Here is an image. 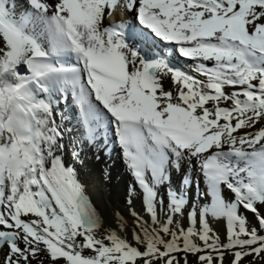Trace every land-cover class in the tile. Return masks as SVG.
Returning <instances> with one entry per match:
<instances>
[{"label":"snow or ice","instance_id":"obj_1","mask_svg":"<svg viewBox=\"0 0 264 264\" xmlns=\"http://www.w3.org/2000/svg\"><path fill=\"white\" fill-rule=\"evenodd\" d=\"M69 97L71 157L114 137L147 213L132 225L66 166ZM258 262L264 0H0V264Z\"/></svg>","mask_w":264,"mask_h":264},{"label":"bare ground","instance_id":"obj_2","mask_svg":"<svg viewBox=\"0 0 264 264\" xmlns=\"http://www.w3.org/2000/svg\"><path fill=\"white\" fill-rule=\"evenodd\" d=\"M119 12L116 13L115 19H119ZM121 15V14H120ZM114 21V19H109ZM175 63L183 68H186L191 61L183 58H177ZM190 71V70H189ZM168 86V85H166ZM63 110L64 120L67 129L65 132V143L67 145L63 159L66 166L74 167L77 177L84 187L85 193L91 198L94 206L100 214L105 218L106 222L116 227L118 222L114 217V213H119L127 222L132 225L133 214L144 218L147 213L143 211L140 199L136 195H130L133 188V179L126 167L121 150L118 145L114 144V137L106 151L94 150L86 148L82 153L81 161H74L69 157L68 152H72V144L70 139L77 135L79 131L78 111L70 104L60 106ZM60 121V117H57ZM71 155V154H70ZM190 176L193 187L199 186L203 188V181L197 170L186 169ZM179 182L180 177H174ZM214 228L219 230L221 238H224V230L219 225L214 224ZM129 240L132 239L131 233H127Z\"/></svg>","mask_w":264,"mask_h":264},{"label":"rangeland","instance_id":"obj_3","mask_svg":"<svg viewBox=\"0 0 264 264\" xmlns=\"http://www.w3.org/2000/svg\"><path fill=\"white\" fill-rule=\"evenodd\" d=\"M122 18H124V17H122ZM126 19H127V17H126ZM71 104H72V102H71ZM72 105H73V104H72ZM68 154H69V157H71V155H70L71 152H70V151L68 152ZM71 159H72V157H71ZM188 170L190 171L191 169H188ZM221 239H223V238H221ZM258 264H259V262H258Z\"/></svg>","mask_w":264,"mask_h":264}]
</instances>
